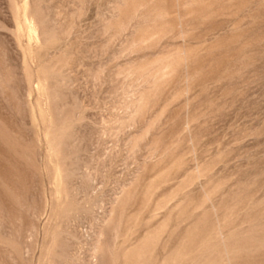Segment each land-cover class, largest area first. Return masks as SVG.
<instances>
[{
	"label": "rangeland",
	"instance_id": "rangeland-1",
	"mask_svg": "<svg viewBox=\"0 0 264 264\" xmlns=\"http://www.w3.org/2000/svg\"><path fill=\"white\" fill-rule=\"evenodd\" d=\"M0 264H264V0H0Z\"/></svg>",
	"mask_w": 264,
	"mask_h": 264
}]
</instances>
